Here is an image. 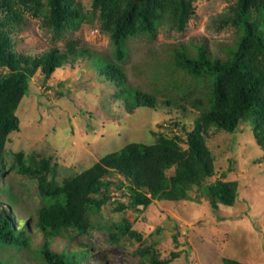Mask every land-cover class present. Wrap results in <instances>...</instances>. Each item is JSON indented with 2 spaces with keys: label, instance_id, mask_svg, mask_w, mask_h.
Wrapping results in <instances>:
<instances>
[{
  "label": "trees",
  "instance_id": "1",
  "mask_svg": "<svg viewBox=\"0 0 264 264\" xmlns=\"http://www.w3.org/2000/svg\"><path fill=\"white\" fill-rule=\"evenodd\" d=\"M225 1L226 9L217 20L235 30L234 42L223 49L225 56L211 53L202 42L180 43L172 48L168 61L160 64L165 72L157 69L152 73L153 90L144 92L125 82L121 63L128 57V40L140 35L155 37L161 26L183 32L195 13L194 0H91L88 8L80 0H0L3 176L8 175L2 165L5 143L9 134L19 129L16 110L38 70L47 81L65 64L88 60L103 76L102 86H117L116 97L130 109L167 108L184 114L189 106L197 111L191 123L176 118L157 124L151 130L155 137L152 143L129 142L104 154L61 188L48 178L54 169L48 158L25 164L21 152L13 153L9 168L35 181L40 205L32 223L30 218L20 219L21 227H17L4 205L15 203L16 195L9 185L0 186L6 195L5 199L0 197V264H22L20 255L37 264H82L91 249L86 245L72 251L67 248L75 234L88 233L94 227L91 217L112 198L119 212L143 210L153 200L188 199V192L196 188L214 209L234 204L238 183L225 180L230 167L215 177L214 157L206 141L210 135L236 133L240 125L248 124L262 152L255 162L264 161V0ZM25 13L39 18L40 25L55 37L76 30L82 23L97 24L109 39V55L93 53L77 41H67L63 50L54 46L36 55L18 52L13 34L25 23ZM163 91L165 97L157 99L156 93ZM111 188L119 190L117 197H112ZM29 224L41 237L36 246L32 245L34 233ZM108 228L112 243L125 235L142 238L127 219ZM57 238L66 242L60 250L52 247ZM134 252L149 264H168L178 256L172 252L170 258L160 259L148 245ZM222 264L241 263L223 257Z\"/></svg>",
  "mask_w": 264,
  "mask_h": 264
},
{
  "label": "rangeland",
  "instance_id": "2",
  "mask_svg": "<svg viewBox=\"0 0 264 264\" xmlns=\"http://www.w3.org/2000/svg\"><path fill=\"white\" fill-rule=\"evenodd\" d=\"M80 1L85 8L91 2ZM193 4L195 13L183 32L161 26L155 37L140 35L128 40V57L121 67L131 88L152 91L156 85L152 73L157 69L165 72L160 64L168 61L172 48L180 43L202 42L211 53L225 56L223 49L234 42L235 30L221 25L217 17L225 11L227 2L194 0ZM24 18L25 23L13 34L18 52L36 55L54 46L63 50L67 41H77L78 46L93 53L109 55V39L97 24L82 23L76 30L55 37L40 25L39 18L28 13ZM102 77L88 60L80 59L56 69L47 81L42 80L39 70L32 77L28 93L16 110L19 129L11 132L5 143L2 165L8 175L0 173V186L9 185L17 198L13 204L4 203L17 227H21L20 219L35 220L40 197L34 180L9 168L13 153L21 152L25 164L48 158L49 166L54 167L48 178L61 188L108 152L129 142L152 143L155 137L151 130L157 124L176 118L191 123L197 115L188 104L184 114L167 108L130 109L116 97L117 86H102ZM156 97L163 99L164 91ZM206 143L214 157L215 177L230 167L225 180L238 183L233 205L220 204L214 209L196 188L188 192V199L153 200L143 210L119 212L112 198L91 217L94 227L88 233L75 234L67 249L88 246L91 253L82 264H149L134 252L147 245L160 259L177 252L168 264H222L223 257L241 264H264V161L255 162L262 152L248 124L240 125L236 133L210 135ZM110 193L117 197L119 190L111 188ZM0 197L5 199L6 195L0 192ZM123 219L131 222L140 240L125 235L118 243L109 241L108 227ZM29 228L34 233L32 245L36 246L41 237L35 234L33 225ZM65 244L64 239L57 238L52 247L60 250ZM20 262L37 264L25 255H20Z\"/></svg>",
  "mask_w": 264,
  "mask_h": 264
}]
</instances>
